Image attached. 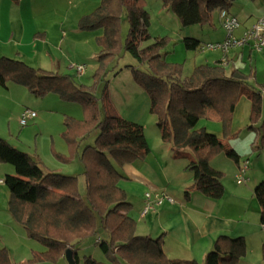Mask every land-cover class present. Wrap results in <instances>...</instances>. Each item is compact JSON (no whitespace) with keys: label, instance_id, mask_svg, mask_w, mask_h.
Masks as SVG:
<instances>
[{"label":"trees","instance_id":"trees-1","mask_svg":"<svg viewBox=\"0 0 264 264\" xmlns=\"http://www.w3.org/2000/svg\"><path fill=\"white\" fill-rule=\"evenodd\" d=\"M159 1L182 28H187L207 25L213 12H228L236 0ZM144 4L145 0H100L92 13L79 20L80 31H103L97 39L101 51L91 86L78 85L68 75L0 58V87L14 84L25 88L31 96L54 95L64 103L82 107L83 120L64 118L62 138L70 149H77L91 134L97 133L93 145L85 146L79 158L84 169V198L79 192L77 177L46 171L37 158L0 139V162L14 169V175L3 179L9 195L7 213L27 239L44 248L43 252L33 253L28 264L66 263L67 250L78 264V246L90 239L106 262L84 256L83 264H199L193 260L168 259L163 252L162 237L136 235L135 223L128 216L131 205L118 187L123 177L117 168L144 160L150 148L143 127L120 117L108 100L107 68L123 52L147 68L144 72L127 66L133 81L149 98V113L155 117L161 141L175 158L189 152L187 169L193 173V182L185 190L186 200L193 192L210 200L223 197V174L210 166L216 155L224 154L240 165L239 155L225 141L197 127L204 107L213 108L219 114L226 130L235 103L240 96H245L250 105L246 130L258 134L253 151L264 149V118L255 126L262 113L264 84L249 86L250 76L240 71L227 76L218 62L195 67L189 77L182 79V65L169 63L161 55L167 46L166 38H151L150 18ZM123 16L128 25L124 41L121 38ZM149 40L152 42L148 46L140 47ZM181 42L187 51L200 50L199 41L193 38H184ZM56 157L62 163L69 161ZM253 196L260 208V223L264 224V182L254 188ZM245 251L242 237L220 236L202 264H237ZM0 264H13L5 248L0 250Z\"/></svg>","mask_w":264,"mask_h":264},{"label":"crops","instance_id":"crops-1","mask_svg":"<svg viewBox=\"0 0 264 264\" xmlns=\"http://www.w3.org/2000/svg\"><path fill=\"white\" fill-rule=\"evenodd\" d=\"M99 4L100 0L16 2L0 0V58L18 60L45 72L76 77L79 81L83 80L87 83L93 82L96 59L101 51L97 39L102 36L103 31L101 29L80 31L78 22L83 16L92 13ZM228 13L236 17L240 23V27L232 33L234 38L239 39L252 24L264 17V0H236ZM166 30L165 24L162 25L159 34ZM178 31L177 39L173 40L175 46L172 52L178 51L184 56L189 55L187 52H194V55H189L193 58L194 68L201 65L212 66L218 62L225 69L227 76L233 71H240L250 76L249 86L257 87L259 84H264V51H256L251 44L232 47L227 53L201 49L206 44L220 43L227 38V33L221 25L219 11L213 12L207 25L178 28ZM159 34L155 38H160ZM184 38L199 41L200 50H185L181 42ZM165 60L168 62V57ZM77 65L85 66L84 72L80 75L74 68ZM118 73L115 74L114 80L117 79ZM16 86L7 84L6 87H0V109L6 108L4 107L6 101L15 103V93L19 92L25 96L26 91ZM134 87L126 84L123 89H134ZM35 98L40 101L51 98L53 103L64 107L72 105L60 101L54 95ZM108 100L115 110L109 95ZM128 107L120 114L116 110L115 112L123 119L143 127L144 137L150 148V153L144 160L117 168L123 177L118 182V187L124 191L131 205L128 216L135 223L136 235L153 239L162 237L163 252L168 259L193 260L199 264L203 263L205 255L212 250L218 237H242L246 251L245 256L237 264H264V224L260 223V208L253 196L254 188L260 182H264V164L258 165L260 161H264V149L253 151V146L258 141V134L256 131L246 130L249 125L250 109L246 97L238 98L226 130L219 114L209 107H204L203 116L197 124L198 128H203L225 141L239 155L240 165L234 164L224 154H218L210 161L211 168L223 174L224 194L219 200L207 199L197 192L191 193L188 200L185 199V190L193 182V173L187 169L189 152L185 151L182 157L175 158L171 149L163 144L155 118L147 116L150 104H147L145 98L139 105ZM21 111L22 109L17 111L18 117ZM68 115H70L68 112L63 114L64 118H73ZM35 118L37 122L34 130L40 129L41 132L38 131L42 133V129L47 127L49 117L36 115ZM263 118L264 97L261 117L255 124L256 127ZM34 119L29 120V123ZM61 121V119L57 120L58 128H45L47 134L42 140L45 146L48 143L47 148L41 149V143L36 141L33 155L30 156L37 158L46 171L77 177L80 192L79 183L80 180L84 182V169L79 158L85 146L83 143L79 144L77 149H70L67 146L61 134L64 119ZM240 138L241 142L247 145L243 149L239 148L241 142L235 143ZM0 139L4 140L1 133ZM56 155L69 161L59 162ZM250 155L252 158L256 156L255 162L250 166L252 169L249 168L248 162ZM244 163L247 164V170L243 174V181L237 183L239 167ZM6 175H14V169L0 162V180L3 181ZM4 188L6 187L2 183L0 185V250L5 248L12 263L16 264L20 262H16L18 258L12 255L11 247L14 243L17 247L20 246L25 239L21 229L13 225L15 223L7 213L9 195ZM147 193L164 194L170 197L173 203L164 202L143 213Z\"/></svg>","mask_w":264,"mask_h":264},{"label":"rangeland","instance_id":"rangeland-1","mask_svg":"<svg viewBox=\"0 0 264 264\" xmlns=\"http://www.w3.org/2000/svg\"><path fill=\"white\" fill-rule=\"evenodd\" d=\"M144 9L149 14V18H150L149 34L152 39L155 38L157 34H159L160 32L159 30L162 25L165 24V26L167 27L166 32H161L159 34L160 38H166L167 40V46L165 47L163 51H161L162 57L164 58L168 57V62H171L173 64L182 65V79L189 77L194 70L193 58L189 55L190 54L194 55V52H187L189 53L188 56H184L180 54L178 51L172 52V49L175 46L174 45L175 41L173 40L177 39V35L179 34L178 28H182L181 25L176 20L175 16L170 11H168L166 8L162 6L159 0H145ZM127 31H128V25L125 20V17L123 16L121 18V38L123 41L125 39ZM151 42L152 40L143 42L140 45V47L144 48L148 46ZM167 52H170V54H167ZM169 56H170V59H169ZM130 65L134 67H138L139 70L141 71H144V72L147 71V68L145 65H140L130 54L124 53V52L119 57H116L107 68V75H106V79L108 80L107 94L111 96V101L113 102L112 104L116 108L115 109L116 112H118L119 114L120 112H125L126 107L130 105L131 106H134L136 104L139 105V103L143 102L144 98L146 99L147 104H149V98L147 97L146 93L132 80L130 71L126 67ZM116 73H118L116 75L117 79L114 80ZM71 78L78 85L91 86L93 84V82L87 83L83 80L79 81L76 77H71ZM126 84L134 85L135 87L134 89L124 90L123 86ZM16 87L18 89H22L23 91H26L25 96H22L21 93L18 92V94L15 93L16 96H14V99H15L14 104L10 103L9 101H6L4 103V107L6 108L0 109L1 110L0 111V133L2 134L3 139L6 140V142L8 141L11 146L13 145V146H16V148H19L18 150H22L29 155H33L34 143L36 141L41 143L40 148L45 150L48 146V143H46V146H45L42 140V139H45V136L47 134V131L45 128H49V127L58 128L57 120L61 119L63 121L64 119L63 114H65L66 112L70 114L68 116H73V118L76 120H83L84 118V113L80 105L72 104L67 107L59 106L60 104L53 103L52 102L53 100H50L51 98H47L46 100L40 101L33 96H32L33 98H31L29 96L30 95L29 92L25 88H21L19 86H16ZM27 108L28 110L30 109L34 111L36 115L38 116L48 115L49 122H47V127L44 128L45 130L42 129L43 130L42 133H40L41 132L40 129H38L40 132L38 130L36 131L34 130L35 124L37 122V118H35L34 121L30 123L28 121L26 127H21V125L19 124L20 115ZM19 109H22V111L20 112V115L18 117V115L16 114ZM147 116L154 117L149 113V110L147 112ZM63 131H64V127H63ZM96 136H97V133L91 134L86 139V141L83 142V145L92 146ZM240 142H241V138L240 140H237L235 143H240ZM246 146H247L246 144H243V142H241L239 148L243 149ZM251 156L252 155L249 156L248 162L250 164L249 168L252 169V167L250 166L255 162L256 156H254V158H252ZM259 164H264V161H260L258 165ZM79 184H80L79 188L81 192L80 194L84 198V195H85L84 182L80 180ZM4 189L8 191L7 188H4ZM13 225L16 228L21 229L20 226H18L17 224H13ZM20 231L23 232L22 229ZM23 236L25 240L18 247L15 245V243L13 244L11 240L13 244V247H11L13 248L12 255L14 257L17 256L18 261L16 262H20L16 264H28V260L31 259L33 253H40L44 251V248L40 244H38L35 241L27 239L24 233H23ZM101 236L103 235L101 234ZM78 248H79L78 250L79 263L78 264H83L82 258L84 256H89L97 262H106L105 256L99 251L98 248L94 246L93 239H90L84 243H81L78 246Z\"/></svg>","mask_w":264,"mask_h":264},{"label":"built area","instance_id":"built-area-1","mask_svg":"<svg viewBox=\"0 0 264 264\" xmlns=\"http://www.w3.org/2000/svg\"><path fill=\"white\" fill-rule=\"evenodd\" d=\"M219 17L221 25L227 33V38L220 43H210L206 44L201 49L209 51H221L227 53V51L232 47H241L245 44H251L252 48L258 52L264 51V17L258 19L254 24H252L242 35L241 38L236 39L232 36V33L240 27V23L236 17L230 15L228 12L220 11ZM77 74L80 75L84 72V65H77L74 67ZM36 113L30 110H25L20 116L19 124L24 127L27 125L28 121L34 119ZM247 170V164L244 163L239 167V177L237 183L243 181V174ZM3 183L0 180V185ZM164 202L172 204L173 200L161 193L156 194H145V203L143 213H147L149 210L153 209V206H160Z\"/></svg>","mask_w":264,"mask_h":264},{"label":"water","instance_id":"water-1","mask_svg":"<svg viewBox=\"0 0 264 264\" xmlns=\"http://www.w3.org/2000/svg\"><path fill=\"white\" fill-rule=\"evenodd\" d=\"M64 258H65V261L67 264H75V261H74L73 256H72V252L70 250H67L65 252Z\"/></svg>","mask_w":264,"mask_h":264}]
</instances>
